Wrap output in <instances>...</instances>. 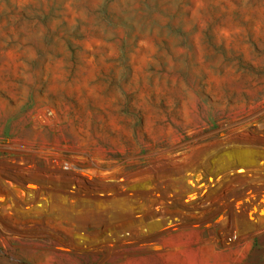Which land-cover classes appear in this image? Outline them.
<instances>
[{
  "label": "rangeland",
  "instance_id": "rangeland-1",
  "mask_svg": "<svg viewBox=\"0 0 264 264\" xmlns=\"http://www.w3.org/2000/svg\"><path fill=\"white\" fill-rule=\"evenodd\" d=\"M0 264H264V0H0Z\"/></svg>",
  "mask_w": 264,
  "mask_h": 264
}]
</instances>
